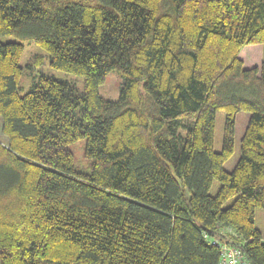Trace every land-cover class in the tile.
Segmentation results:
<instances>
[{
  "label": "trees",
  "instance_id": "trees-1",
  "mask_svg": "<svg viewBox=\"0 0 264 264\" xmlns=\"http://www.w3.org/2000/svg\"><path fill=\"white\" fill-rule=\"evenodd\" d=\"M0 36V264H218L213 239L264 264V0H0ZM23 40L83 90L42 74L19 95Z\"/></svg>",
  "mask_w": 264,
  "mask_h": 264
},
{
  "label": "rangeland",
  "instance_id": "rangeland-1",
  "mask_svg": "<svg viewBox=\"0 0 264 264\" xmlns=\"http://www.w3.org/2000/svg\"><path fill=\"white\" fill-rule=\"evenodd\" d=\"M0 40L11 41L17 40V38L13 36H0ZM21 42L23 44V52L20 57L22 74L17 86L19 95H23L30 88L32 83L37 80L38 76L42 74L61 80H66L70 82L77 90H83V76L52 67L49 63L48 54L43 48L39 47L31 40H23ZM122 82V76L116 70H110L106 74L104 81L99 85V94L106 99H117ZM248 119L249 113L246 111H239L235 116L234 151L223 164V168L226 171H232L241 157V138L245 131ZM224 122L225 112L222 110H218L215 115L214 128V149L216 151L221 150ZM0 139L5 140L4 136L1 135ZM84 146L85 139L83 138L69 145V148L73 152L77 164H86V162H88V160L84 156ZM218 187L219 181L214 180L209 193L211 195H215ZM233 199L234 197L229 199L225 203V206L230 205ZM254 224L255 227L262 233L264 238V208H257L255 210Z\"/></svg>",
  "mask_w": 264,
  "mask_h": 264
},
{
  "label": "built area",
  "instance_id": "built-area-1",
  "mask_svg": "<svg viewBox=\"0 0 264 264\" xmlns=\"http://www.w3.org/2000/svg\"><path fill=\"white\" fill-rule=\"evenodd\" d=\"M210 242L219 247L220 257L218 264H250L242 249L226 242L221 243L217 239H213Z\"/></svg>",
  "mask_w": 264,
  "mask_h": 264
},
{
  "label": "crops",
  "instance_id": "crops-1",
  "mask_svg": "<svg viewBox=\"0 0 264 264\" xmlns=\"http://www.w3.org/2000/svg\"><path fill=\"white\" fill-rule=\"evenodd\" d=\"M262 56L264 57V49H263V54H262ZM264 239V238H263Z\"/></svg>",
  "mask_w": 264,
  "mask_h": 264
}]
</instances>
